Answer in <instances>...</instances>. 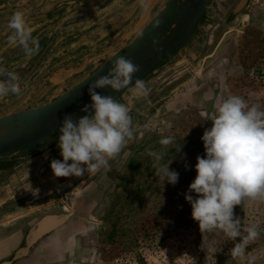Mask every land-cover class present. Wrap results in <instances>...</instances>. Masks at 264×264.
I'll return each mask as SVG.
<instances>
[{
  "label": "rangeland",
  "instance_id": "1",
  "mask_svg": "<svg viewBox=\"0 0 264 264\" xmlns=\"http://www.w3.org/2000/svg\"><path fill=\"white\" fill-rule=\"evenodd\" d=\"M167 0H0V65L16 73L21 94L0 98V117L51 101L129 43ZM211 0L188 43L143 80L150 89H129L117 100L131 109L134 138L111 171L55 177L50 161L62 159L57 141L37 153L10 157L0 170V262H14L33 226L47 214L65 224L23 264H205L206 250L184 193L204 155L201 136L216 106L229 95L264 105V0ZM21 11L39 49L25 54L10 41L13 13ZM173 136L174 186L155 175L148 151ZM35 193V194H34ZM193 196L196 194L193 193ZM234 213L264 229V201L246 199ZM216 264H241L234 241L209 235ZM239 238H237V242ZM21 247H19V251ZM3 251V254H1ZM264 264V231L246 249ZM14 262V263H13Z\"/></svg>",
  "mask_w": 264,
  "mask_h": 264
},
{
  "label": "clouds",
  "instance_id": "2",
  "mask_svg": "<svg viewBox=\"0 0 264 264\" xmlns=\"http://www.w3.org/2000/svg\"><path fill=\"white\" fill-rule=\"evenodd\" d=\"M160 24L161 20L155 19L152 27ZM8 27L12 30L10 41L18 43L26 55L38 51V40L32 37L23 12L13 13ZM152 43L157 45L159 41L153 38ZM140 71V65L131 58L116 55L107 71L87 84L91 103L81 108L86 114L76 119L66 115L58 127L57 147L62 159L50 161L55 177L111 171L110 162L118 160L134 138L131 109L97 89L110 88L116 92L130 89L135 96L145 97L150 89L136 77ZM9 94H21L20 79L0 65V98ZM201 140L204 155L196 157V175L184 198L191 206V218L198 223L201 247L207 253L205 264H216L213 255L216 251L208 254L216 241L208 236L221 233L227 241L235 242L230 249L233 258H240L241 264H255L257 257L247 256L246 249L264 229L259 222L244 226L235 215L234 206L246 199L264 201V105L249 102L240 95H229L216 106L211 126L203 131ZM159 144L160 151H148L155 175L174 186L179 173L169 167L172 158L164 162V157L170 150L179 153L181 146L173 147V136L161 137ZM192 264H196L194 259Z\"/></svg>",
  "mask_w": 264,
  "mask_h": 264
},
{
  "label": "water",
  "instance_id": "3",
  "mask_svg": "<svg viewBox=\"0 0 264 264\" xmlns=\"http://www.w3.org/2000/svg\"><path fill=\"white\" fill-rule=\"evenodd\" d=\"M210 1L167 0L161 10L138 32L143 33L142 36L137 33L129 43L116 50L86 77L51 101L1 116L0 159L22 151L37 153L56 142L60 135L58 127L66 115L76 119L86 114L81 108L91 103L86 89L87 84L103 75L110 66L111 59L116 55L129 57L134 63L139 64L141 71L135 75L143 80L188 43ZM246 2L247 0H239L233 13L240 11ZM155 19L161 20V24L153 28L152 22ZM153 38L158 40L159 44L153 45ZM128 90L116 92L110 88L97 89L102 94L116 99Z\"/></svg>",
  "mask_w": 264,
  "mask_h": 264
},
{
  "label": "flooded vegetation",
  "instance_id": "4",
  "mask_svg": "<svg viewBox=\"0 0 264 264\" xmlns=\"http://www.w3.org/2000/svg\"><path fill=\"white\" fill-rule=\"evenodd\" d=\"M65 222L66 216L64 214H47L41 217L35 226H33L31 234L23 238V245L19 246L21 250L19 251L18 247L13 251V254H18L14 262L16 264H23L20 261L24 260L26 263L32 254L39 253L44 248V244L46 243L45 239L57 232ZM1 254H3V251ZM0 264H10V262L1 261Z\"/></svg>",
  "mask_w": 264,
  "mask_h": 264
},
{
  "label": "trees",
  "instance_id": "5",
  "mask_svg": "<svg viewBox=\"0 0 264 264\" xmlns=\"http://www.w3.org/2000/svg\"><path fill=\"white\" fill-rule=\"evenodd\" d=\"M12 166V162L8 158L0 159V170L8 169Z\"/></svg>",
  "mask_w": 264,
  "mask_h": 264
}]
</instances>
